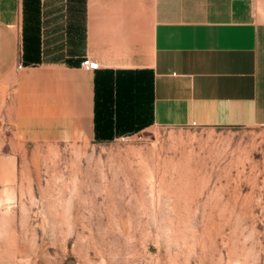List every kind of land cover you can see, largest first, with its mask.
Returning a JSON list of instances; mask_svg holds the SVG:
<instances>
[{"label":"crops","instance_id":"0c3cea01","mask_svg":"<svg viewBox=\"0 0 264 264\" xmlns=\"http://www.w3.org/2000/svg\"><path fill=\"white\" fill-rule=\"evenodd\" d=\"M153 126H264V0H0V187Z\"/></svg>","mask_w":264,"mask_h":264},{"label":"rangeland","instance_id":"374dc122","mask_svg":"<svg viewBox=\"0 0 264 264\" xmlns=\"http://www.w3.org/2000/svg\"><path fill=\"white\" fill-rule=\"evenodd\" d=\"M28 148L0 187V264H264V126Z\"/></svg>","mask_w":264,"mask_h":264},{"label":"built area","instance_id":"2783aa9c","mask_svg":"<svg viewBox=\"0 0 264 264\" xmlns=\"http://www.w3.org/2000/svg\"><path fill=\"white\" fill-rule=\"evenodd\" d=\"M81 67L87 71H92V70H96L99 68V63L92 59V58H85L82 63H81ZM196 124L193 123V126H195Z\"/></svg>","mask_w":264,"mask_h":264}]
</instances>
